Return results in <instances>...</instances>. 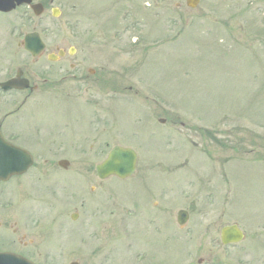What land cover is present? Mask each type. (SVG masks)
<instances>
[{"label": "rangeland", "instance_id": "rangeland-1", "mask_svg": "<svg viewBox=\"0 0 264 264\" xmlns=\"http://www.w3.org/2000/svg\"><path fill=\"white\" fill-rule=\"evenodd\" d=\"M61 7L81 19L58 23L49 8L48 50L76 45L73 61L107 66L108 79L66 94L49 76L44 99L23 109L27 128L12 133L38 132L20 138L35 162L0 181V250L70 264L75 247L84 264L102 239L115 247L107 262L119 264H264V0ZM64 63L46 58L45 76ZM115 144L138 151L139 169L101 179L96 166ZM148 200L160 204L152 213ZM180 209L189 211L183 225ZM233 223L244 239L224 244L221 230Z\"/></svg>", "mask_w": 264, "mask_h": 264}, {"label": "flooded vegetation", "instance_id": "flooded-vegetation-1", "mask_svg": "<svg viewBox=\"0 0 264 264\" xmlns=\"http://www.w3.org/2000/svg\"><path fill=\"white\" fill-rule=\"evenodd\" d=\"M62 1L64 0H27L26 2L16 4V7L12 8L13 0H0V130L6 139L21 145H27L24 144L26 141L20 139L21 137L24 136L25 139L33 137V140H37L38 134L33 132L30 136L29 134H23L21 131L14 134L12 133L13 128H22L23 126L25 129L27 128L26 120H22V117L27 116V113L23 112V109L28 104L38 103L44 99L46 92L45 84L49 80V76L53 78L52 82L54 83L55 90L66 94L76 92L78 88L79 91H82L81 86L83 84L87 91L90 87L92 88V82L105 85L108 79L107 66L85 67L73 61L79 50L76 45L57 46L55 51L48 50L44 36V23L45 15L49 13V8L53 16H55V13H58L55 16L58 23H60V20H66L77 24L80 21L79 19H81L77 13L78 17L73 15V12L69 13L63 9L61 7ZM15 2L17 3V1ZM35 4H37V9L33 8ZM64 6H68L69 9L74 11L77 5L67 1ZM93 19L98 18L95 17ZM31 31L37 32L39 37L46 42L43 50L37 55L28 51L23 44L25 35ZM52 55L55 56V60L50 59ZM46 58L51 62L65 59L69 63L61 64L58 69L45 76L43 65ZM51 74H54L55 77ZM77 83H82V85L77 87ZM89 83L91 84L89 85ZM74 87L77 89L71 91V88ZM77 98H81V96L76 95L74 99ZM60 113H62V109ZM105 145L109 146V142H106ZM143 181L144 179L140 182L143 183ZM136 202L142 203L140 199H136ZM149 205V212L152 213L160 204L157 200H153L152 205L150 202ZM159 210V213H164L165 216L163 218L159 216L158 221L163 224L161 228L166 229L165 227H168L172 222L171 213L165 212L167 210L166 207H162ZM118 221L120 222V220ZM149 222L154 223V220L150 219ZM142 229L146 234L152 235L150 233V230L153 231L152 227L147 222L142 226ZM137 232L138 228L136 229V234ZM97 241L100 244L95 245L92 249H87L84 256V264H119L115 261L107 262L108 258L111 259V257H107L106 253L110 250L112 252L115 250L114 243L104 245L105 243H101L102 239ZM127 241L129 246L130 241ZM68 253L72 254L70 262L76 260L81 264V256L77 257L78 252L75 247H71ZM22 254L24 253L22 252ZM24 255L36 261L34 257L27 255V253Z\"/></svg>", "mask_w": 264, "mask_h": 264}, {"label": "water", "instance_id": "water-1", "mask_svg": "<svg viewBox=\"0 0 264 264\" xmlns=\"http://www.w3.org/2000/svg\"><path fill=\"white\" fill-rule=\"evenodd\" d=\"M19 4L25 0H13ZM200 0H187V4L191 7H196ZM37 6V5H36ZM39 12V10H38ZM25 47L37 53L43 47V42L36 32L26 35ZM32 156L22 148L14 147L4 140L0 135V180H7L13 174H19L27 170L32 162ZM67 161H61V164H66ZM137 162V153L131 147L121 145L115 146L108 157L97 166V171L100 177L105 178L110 175H118L125 178L131 175ZM189 217L185 209L179 211L178 220L180 224L187 221ZM244 236L243 231L237 224L226 225L222 229V241L224 243H232L240 241ZM0 264H35L31 260L22 255L12 252H0ZM71 264H78L73 262Z\"/></svg>", "mask_w": 264, "mask_h": 264}]
</instances>
